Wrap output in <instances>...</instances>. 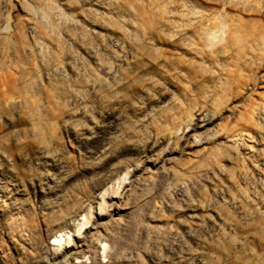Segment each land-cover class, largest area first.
I'll return each instance as SVG.
<instances>
[{"label":"rangeland","instance_id":"374dc122","mask_svg":"<svg viewBox=\"0 0 264 264\" xmlns=\"http://www.w3.org/2000/svg\"><path fill=\"white\" fill-rule=\"evenodd\" d=\"M0 264H264V0H0Z\"/></svg>","mask_w":264,"mask_h":264}]
</instances>
